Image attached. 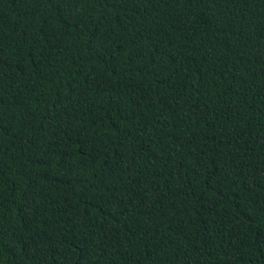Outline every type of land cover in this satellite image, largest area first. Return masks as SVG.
I'll list each match as a JSON object with an SVG mask.
<instances>
[{
	"label": "trees",
	"instance_id": "16d2710c",
	"mask_svg": "<svg viewBox=\"0 0 264 264\" xmlns=\"http://www.w3.org/2000/svg\"><path fill=\"white\" fill-rule=\"evenodd\" d=\"M0 264H264V0H0Z\"/></svg>",
	"mask_w": 264,
	"mask_h": 264
}]
</instances>
